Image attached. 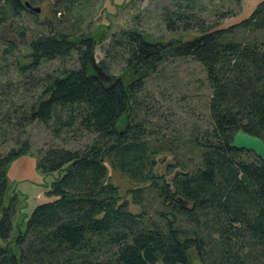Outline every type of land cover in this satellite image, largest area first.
<instances>
[{"label":"trees","instance_id":"trees-1","mask_svg":"<svg viewBox=\"0 0 264 264\" xmlns=\"http://www.w3.org/2000/svg\"><path fill=\"white\" fill-rule=\"evenodd\" d=\"M37 2L0 0V25ZM203 12L196 0L160 8L168 32L193 33L182 42L151 41L134 29L114 33L105 56L123 55L131 78L110 74L103 59L94 66L92 37L49 33L25 44L23 31L10 26L19 39H1V53L25 44L30 62L20 69L75 54L76 67L41 80L27 121L53 123L56 134L75 125L91 139L81 148L36 153V168L52 175L51 199L35 205L14 236L16 198L4 202L5 168L27 143L0 154V264H189V249L201 264H264L263 163L229 145L237 130L264 143V39L235 35L264 30V0L225 27L205 21ZM187 57L199 63L209 88V124L184 136L143 116L138 95L159 63ZM160 154L171 158L163 173L155 171ZM108 170L134 186L137 213L108 181Z\"/></svg>","mask_w":264,"mask_h":264},{"label":"rangeland","instance_id":"rangeland-1","mask_svg":"<svg viewBox=\"0 0 264 264\" xmlns=\"http://www.w3.org/2000/svg\"><path fill=\"white\" fill-rule=\"evenodd\" d=\"M171 0H39L30 5L38 13L21 11L0 25V154L10 148L17 152L26 142L25 153L11 160L5 168L6 191L4 202L16 198L12 216V236L21 231L31 209L51 197L46 195L52 175H45L36 168V153L49 146L81 148L91 139V133L77 126L63 127L56 134L54 124L44 126L27 121L29 107L40 97L42 79L62 69L76 67L75 54L63 59L43 61L37 70L21 66L30 62L25 45L31 37L40 34L66 33L71 38L92 37L96 42L93 64L99 60L110 74L125 73L133 77L132 68L124 66V56H107L105 50L112 35L120 30L134 29L151 41L182 42L192 37V32H168L160 19V8ZM203 6L205 21L219 20L220 26H228L246 17L260 0H196ZM53 11L58 12L54 15ZM11 23V24H9ZM16 26L24 34L25 44L14 48L4 56L1 39L18 42V33L10 34V26ZM236 38L264 39V30L250 33L238 30ZM146 73V72H145ZM140 74V73H139ZM209 88L204 73L196 61L187 58H167L156 69L147 73L139 92L140 113L165 128V132L187 136L190 129L208 127L205 109ZM24 116V118H21ZM155 171L163 173L171 162L169 155L156 157ZM108 181L117 187L127 209L137 213L139 207L132 204L129 190L134 187L117 172L108 170ZM148 197H146L147 199ZM1 243V242H0ZM189 264H201L193 249L188 251Z\"/></svg>","mask_w":264,"mask_h":264},{"label":"water","instance_id":"water-1","mask_svg":"<svg viewBox=\"0 0 264 264\" xmlns=\"http://www.w3.org/2000/svg\"><path fill=\"white\" fill-rule=\"evenodd\" d=\"M26 6H29L28 3H25ZM29 10L37 13L38 8L29 6ZM232 148L238 150H246L252 152L258 159L261 160L264 167V143L263 141L256 137L249 135L242 130H237L229 144Z\"/></svg>","mask_w":264,"mask_h":264},{"label":"flooded vegetation","instance_id":"flooded-vegetation-1","mask_svg":"<svg viewBox=\"0 0 264 264\" xmlns=\"http://www.w3.org/2000/svg\"><path fill=\"white\" fill-rule=\"evenodd\" d=\"M38 11H39V10H38ZM37 13H38V12H37ZM37 13H36V14H37ZM53 13H54V15H57L58 12L53 11Z\"/></svg>","mask_w":264,"mask_h":264}]
</instances>
